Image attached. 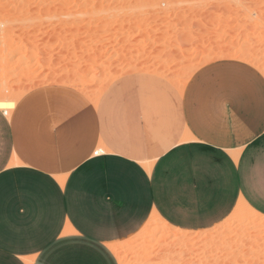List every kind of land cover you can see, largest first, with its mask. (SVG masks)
Here are the masks:
<instances>
[{"label": "crops", "instance_id": "0c3cea01", "mask_svg": "<svg viewBox=\"0 0 264 264\" xmlns=\"http://www.w3.org/2000/svg\"><path fill=\"white\" fill-rule=\"evenodd\" d=\"M240 198L264 215V75L247 62H208L182 93L135 73L95 104L47 85L0 109V264H119L112 245L154 212L196 231Z\"/></svg>", "mask_w": 264, "mask_h": 264}, {"label": "rangeland", "instance_id": "374dc122", "mask_svg": "<svg viewBox=\"0 0 264 264\" xmlns=\"http://www.w3.org/2000/svg\"><path fill=\"white\" fill-rule=\"evenodd\" d=\"M248 51L256 56L253 66L264 68V0H0L5 97L47 85L100 94L158 65L154 75L180 80L221 52L228 55L219 59L237 60L233 52ZM240 212L245 216L230 213L196 231L162 232L156 220L112 250L119 264H264V215ZM182 233L187 239L168 254Z\"/></svg>", "mask_w": 264, "mask_h": 264}, {"label": "bare ground", "instance_id": "6f19581e", "mask_svg": "<svg viewBox=\"0 0 264 264\" xmlns=\"http://www.w3.org/2000/svg\"><path fill=\"white\" fill-rule=\"evenodd\" d=\"M259 9L257 7L253 8L252 10V15H256L258 13ZM228 55L227 52H221L220 54H218L217 56H215L214 58H211L208 62H212L216 59H219V58H223L224 56ZM230 55V54H229ZM232 57H234L235 59L239 60V61H243V62H247L251 65H254L256 63V56L251 52V51H248V52H245V53H238V52H233V54H231ZM175 66V63H170L169 64V68ZM146 68H144L143 72H147L149 70L148 67H150L149 65L148 66H144ZM159 68H160V65H158L157 68H152L154 69L153 71L151 70L152 73H159ZM148 69V70H147ZM162 69V68H161ZM260 72L264 75V68H261L260 69ZM172 75V74H170ZM175 76H165V78H167L168 80H170L177 88V90L182 93L184 91V88H185V84L188 82L189 80V77L188 76H185L183 79L182 77H178V78H181L180 80L174 78ZM66 82V81H65ZM108 83V80L105 81V84ZM29 89V88H27ZM78 90H80L78 88ZM25 91V90H24ZM84 95H86L89 100L95 104L97 102V99H98V93L97 92H93V91H83L80 90ZM26 93H21L20 95L18 96H15V97H5L3 96L2 94H0V109L3 111V113L6 115V116H10V114L12 113L13 109H14V106L16 104V102L22 98ZM188 139H191V134L190 132L186 129L185 132H184V135H183V138L181 139L182 141H185V140H188ZM101 146V145H100ZM99 151H106V147L102 146L99 148ZM234 158L237 157V154H234L233 152L231 153ZM151 164L149 163H145L143 165V167L145 169H150ZM59 179V178H58ZM61 179V178H60ZM63 179V178H62ZM244 208H249L255 215H259V213L254 210L253 208H251L247 202L245 200H243L242 198L239 199L237 205H236V208L231 212L230 214V217H238V218H241V216H243L244 214H242L240 212L241 209H244ZM245 216V215H244ZM161 219V226L159 228L160 231L162 232H167V233H174L173 232V229L171 228V224L169 222H167L166 220L160 218L158 216V214L156 212H154L152 214V216L150 217V219L147 221V224H151L152 222L156 221V220H160ZM246 219V218H245ZM252 221L253 220H250L249 224L251 225L252 224ZM258 221V220H257ZM260 222V221H258ZM186 234H183L180 235L178 238L179 239H175L171 242V245H170V249H169V252L168 254H171L174 252V249L176 248L177 245H180L182 243H184V241L187 239V237H183L185 236ZM127 243L126 244H131L133 241H131V239H129L128 241H126ZM112 247H115V245H112ZM25 262V261H24Z\"/></svg>", "mask_w": 264, "mask_h": 264}]
</instances>
